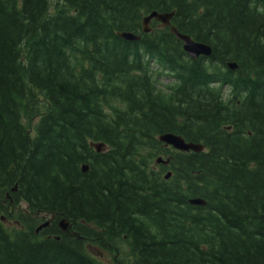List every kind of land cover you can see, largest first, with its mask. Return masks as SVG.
Instances as JSON below:
<instances>
[{"label": "trees", "instance_id": "1", "mask_svg": "<svg viewBox=\"0 0 264 264\" xmlns=\"http://www.w3.org/2000/svg\"><path fill=\"white\" fill-rule=\"evenodd\" d=\"M151 11L211 56L156 21L144 33ZM90 247L264 264V0H0V264H104Z\"/></svg>", "mask_w": 264, "mask_h": 264}, {"label": "water", "instance_id": "2", "mask_svg": "<svg viewBox=\"0 0 264 264\" xmlns=\"http://www.w3.org/2000/svg\"><path fill=\"white\" fill-rule=\"evenodd\" d=\"M175 15V12H169V13H160L158 11H151L149 12L144 18H143V29L144 32L148 33L151 31L150 28V23L152 20H156L161 22L163 27H169L170 32L175 35V37L180 40L183 44V50L187 53V55L196 60L199 59L200 57H210L212 54V47L208 44L202 43V42H198L196 40H194L190 35L182 33L179 31V29L174 26L172 24V18ZM119 36L126 40V41H137L140 40L141 36L136 35L133 32L130 31H122L119 32ZM227 66L231 69V70H235L238 68L237 63L235 62H228ZM159 141L164 143L166 146H170L173 149L177 150V151H181V152H201L205 149L204 145L201 143H193V142H187L182 136L174 134V133H164L159 135L158 137ZM96 150L98 152H101L104 144L103 143H99V144H95ZM169 159H163L161 157H159L157 159L158 163H163V164H168L169 163ZM89 166L84 164L82 167L83 172L88 171ZM171 176V173L169 172L165 178H169ZM14 190H16V188H14ZM189 203L192 205H197V206H204L206 205V201L204 199L201 198H193L189 200ZM3 220V218H2ZM51 224V219L47 220L46 222H44L43 224H41L36 232H40L41 230H43L44 228L50 226ZM59 226L61 228V230L63 231H67L69 228V222L66 219H62L59 222ZM58 238V237H57ZM59 239V238H58Z\"/></svg>", "mask_w": 264, "mask_h": 264}, {"label": "rangeland", "instance_id": "3", "mask_svg": "<svg viewBox=\"0 0 264 264\" xmlns=\"http://www.w3.org/2000/svg\"><path fill=\"white\" fill-rule=\"evenodd\" d=\"M163 83L166 84V81H163ZM24 207V205H23ZM7 225H9V227L12 225L14 227V223L13 222H6ZM93 254H95L99 259L102 260V262L104 264H112V259H111V255L107 252V251H103L100 250L99 248H95V247H90L89 248Z\"/></svg>", "mask_w": 264, "mask_h": 264}]
</instances>
